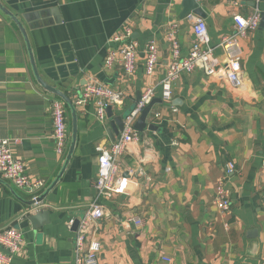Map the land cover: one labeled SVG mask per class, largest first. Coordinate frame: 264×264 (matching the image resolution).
Segmentation results:
<instances>
[{
    "label": "crops",
    "instance_id": "crops-1",
    "mask_svg": "<svg viewBox=\"0 0 264 264\" xmlns=\"http://www.w3.org/2000/svg\"><path fill=\"white\" fill-rule=\"evenodd\" d=\"M195 2L204 16L183 13V0H0L26 30L48 85L69 99L89 80L124 93L122 103L111 108L112 118L106 112L105 125L96 121L93 102L77 110L73 156L42 202L48 221L37 229L19 228L33 213L30 197L0 176V230L15 227L23 236L11 264H74L71 221L95 196L97 147L110 146L113 118L126 114L147 86L164 77L172 60L170 31L184 58L195 39L188 16L205 22L211 46L234 32V14L247 16L258 5L261 20L264 16V0ZM125 27L138 51L129 78L118 67L103 66L110 39ZM150 41L158 62L148 77L144 48ZM238 42L242 88L194 71L173 82L169 102L160 92L154 97L140 141L119 159L125 192L101 201L105 216L96 230L98 264H264V26ZM214 55L224 61L221 50ZM55 98L37 85L22 35L0 11V139L16 140L14 157L46 185L65 157L56 155L52 140L49 110ZM68 122L70 133L69 112ZM227 162L235 173L225 182L230 210L222 214L214 195Z\"/></svg>",
    "mask_w": 264,
    "mask_h": 264
},
{
    "label": "built area",
    "instance_id": "built-area-1",
    "mask_svg": "<svg viewBox=\"0 0 264 264\" xmlns=\"http://www.w3.org/2000/svg\"><path fill=\"white\" fill-rule=\"evenodd\" d=\"M261 15L258 5H255L247 16L234 14L232 16L234 32L215 46L210 44L205 22L198 17L188 16V20L192 23L195 39L188 55L184 58H179L180 50L174 38L175 31H170L167 41L170 44L172 60L166 66L164 77L157 84L145 88L131 111L123 118L122 130L110 146L97 147L98 166L93 185L95 196L86 206L82 216L77 219L78 224L73 241L74 264H98L100 244L96 238V230L98 223L105 216L101 201L115 194H123L126 190L127 180L120 170L119 159L128 151L130 145L140 141L143 133L135 129V123L143 110L159 92L161 100L169 102L172 97L173 82L182 74H190L194 71H200L208 77L219 76L220 80L225 81L234 90L242 88V49L238 40L258 28ZM131 35L132 31L129 27L114 34L109 41L112 48H109L103 63L104 68L107 69L120 68L124 76L128 78L136 70L138 55L136 43L130 40ZM218 49L224 56L222 63L214 55V51ZM144 56L145 75L150 77L158 62V50L153 41L146 44ZM123 98L122 91L89 80L82 91L73 94L70 100L76 110L93 102L96 121L100 125H105L107 108H116L122 103ZM49 113L55 152L58 157L63 158L70 140L67 108L61 100L55 98L50 102ZM158 117L159 114H154L155 119ZM15 143L16 140L0 139V176L16 189L26 192L30 201L34 203L31 212H39L44 205L43 203L37 204L36 198L46 188V182L26 173L25 165L13 155ZM172 144L175 145V143ZM234 173L235 166L232 162H227L224 165L223 176L215 190L214 204L222 214H227L230 210V190L226 188L225 182ZM128 174L132 175L133 172H128ZM129 221L137 226L142 224L138 218H130ZM72 223L73 221H71ZM22 245L23 236L20 229L9 227L0 230V264H11L13 257L21 250Z\"/></svg>",
    "mask_w": 264,
    "mask_h": 264
},
{
    "label": "water",
    "instance_id": "water-1",
    "mask_svg": "<svg viewBox=\"0 0 264 264\" xmlns=\"http://www.w3.org/2000/svg\"><path fill=\"white\" fill-rule=\"evenodd\" d=\"M255 1V0H254ZM183 13L185 14H189L190 12H193V14L199 15V16H204L202 10L199 8V4L195 2V0H183ZM0 11L5 14L6 16H8L18 27L24 44H25V48L27 51V55H28V60H29V64H30V68H31V72L33 74L34 80L36 81L37 85L46 93L51 94L55 97H57L58 99H60L66 106L68 112H69V116H70V140H69V144H68V148H67V152L66 155L63 159L61 168L58 172V174L56 175V177L53 179L52 182H50L49 185L46 186V188L42 191V193L36 198V203H42L46 197L48 196V194L55 188V186L59 183V181L62 178V175L64 173V171L66 170L72 156L74 153V149L76 146V141H77V131H78V114H77V110L75 108V106L72 104L71 100L60 90H58L57 88H54L53 86L48 85L40 76L37 66H36V62L34 59V54L32 51V48L30 46L29 40H28V36H27V32L24 29V27L22 26L21 22L17 19L16 16H14L12 13H10L9 11H7L5 8H3L0 4ZM184 15V14H183ZM264 26V16L260 22V27ZM139 100V99H138ZM137 100V101H138ZM136 101V102H137ZM156 102V100L154 99L142 112V114L140 115V117L138 118V120L135 123V129L139 132H143L147 125L145 123V120L148 116V114L150 113L151 107L153 106V104ZM132 109V108H131ZM131 109L129 111H127L126 114H128ZM107 112V116L108 118H112V113H111V109L107 108L106 110ZM126 114H123L122 116H119L117 118H113V120L110 123V128L108 129V134L109 137L111 139V141L113 142L115 140L116 137H118L119 133L122 130V126H123V118L125 117ZM148 128L152 129V126H148ZM33 202L30 201L28 202V206L31 207L33 206ZM49 212L45 211V210H41L40 212H35V213H30L26 219L19 225V228H25L27 226H31L34 230L37 229L40 225H42V221L47 222V218H48ZM77 224L78 221L75 220L73 222V230L76 231L77 228Z\"/></svg>",
    "mask_w": 264,
    "mask_h": 264
}]
</instances>
